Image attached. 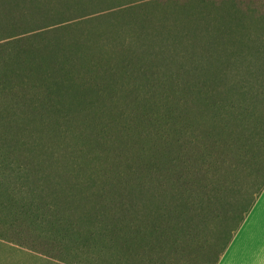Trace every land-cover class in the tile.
I'll list each match as a JSON object with an SVG mask.
<instances>
[{
	"label": "trees",
	"instance_id": "trees-1",
	"mask_svg": "<svg viewBox=\"0 0 264 264\" xmlns=\"http://www.w3.org/2000/svg\"><path fill=\"white\" fill-rule=\"evenodd\" d=\"M258 10L251 5L254 15ZM4 19L2 234L55 255L66 252L71 242L94 238L98 232L92 227H101L103 235L95 240L107 256L139 255L138 262L146 257L155 263L165 261L169 248L180 252L183 242H192L211 224L228 225L234 219L212 262L218 264L264 190V24L254 19L250 27L255 34H234L237 44L247 40L251 53L228 50L224 36L213 39L208 32L209 39L201 37L208 46L200 54L186 58L172 52L171 46L180 42L174 37L154 55L156 43L147 37L148 44L139 46L141 60L153 57L157 68L123 69L128 85H109L105 91L111 96L93 99V104L108 100L119 113L109 111L110 119L100 113L102 108L89 119H76L65 101L67 88L77 86L63 81L53 67L30 60L23 38L6 37L10 30ZM130 36L135 43L143 40L141 32ZM179 59L185 64L172 75L161 68ZM122 87L132 93L112 96ZM123 105L129 110L123 111ZM85 106L78 114H85ZM146 132L148 143L143 141ZM86 146L91 157L83 152ZM121 149L129 150L130 162ZM251 163L252 177L263 181L250 196L240 177Z\"/></svg>",
	"mask_w": 264,
	"mask_h": 264
},
{
	"label": "rangeland",
	"instance_id": "rangeland-1",
	"mask_svg": "<svg viewBox=\"0 0 264 264\" xmlns=\"http://www.w3.org/2000/svg\"><path fill=\"white\" fill-rule=\"evenodd\" d=\"M252 4L259 6L257 15L251 12ZM5 17L4 25L10 30L6 37L23 38L21 46L31 50L28 53L30 60L53 67L63 81L74 82L73 86H77L78 90L71 86L67 88L70 91L66 97L69 102L65 101L66 109L76 114L73 118L85 116L87 119V115L103 108L100 113L113 119L108 112L111 115L119 112L105 100L111 96L105 91L107 87L117 82L128 85L127 76H122L123 69L130 72L135 66L154 69L158 66L153 57L141 60L142 47L139 46L144 42L148 44L147 37L149 40L152 37L153 43H156L154 55L161 50L164 42L171 45L174 37H178L180 42L171 46L172 52L184 54L186 58L200 54L208 46L207 40L201 37L209 39L208 32L213 39L224 36V46L228 50L245 48L251 53L252 47L247 40L237 44L234 34L257 32L250 25L254 19L264 24V0H0V18ZM240 18L244 19V23H240ZM136 32L143 33L141 43L139 39L135 43V35L133 38L130 36ZM180 64H185V61L169 60L159 66L172 75ZM130 92L127 87H122L112 96L125 97ZM164 92L167 93L166 90ZM58 95L56 93V97ZM95 96L98 99L104 96L105 99L93 104L97 101L93 100ZM83 102H87L85 114H78L85 105ZM122 110L129 109L123 105ZM114 132L121 138L120 132ZM149 138V132H146L143 141L148 143ZM86 149H83L84 154L91 157V148L86 146ZM69 150L76 151L73 147ZM121 150L124 160L130 162L133 157L129 155V150ZM122 151L118 150V154ZM253 164H249L246 174L240 177L241 187L249 185L250 196L263 181V177H252ZM235 223L234 219L228 225L213 223L192 242H183L180 252L169 248L165 261L162 259L155 263L149 262L146 257L140 263L139 255L127 259L119 254L116 257L107 256L101 242L98 244L95 240L103 235V229L92 227L89 223L87 226L96 229L98 235L89 240L71 242L66 252L58 251L55 255L17 242L0 231V264H212Z\"/></svg>",
	"mask_w": 264,
	"mask_h": 264
},
{
	"label": "crops",
	"instance_id": "crops-1",
	"mask_svg": "<svg viewBox=\"0 0 264 264\" xmlns=\"http://www.w3.org/2000/svg\"><path fill=\"white\" fill-rule=\"evenodd\" d=\"M218 264H264V190Z\"/></svg>",
	"mask_w": 264,
	"mask_h": 264
}]
</instances>
